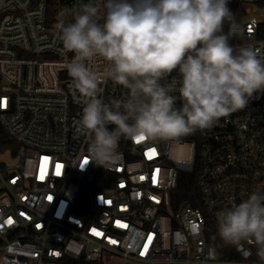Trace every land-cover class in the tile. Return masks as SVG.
Segmentation results:
<instances>
[{
    "label": "built area",
    "instance_id": "built-area-1",
    "mask_svg": "<svg viewBox=\"0 0 264 264\" xmlns=\"http://www.w3.org/2000/svg\"><path fill=\"white\" fill-rule=\"evenodd\" d=\"M90 2L0 0V264H264L253 245L238 251L216 235L217 213L264 187V94L178 140L122 139L120 157L97 166L74 135L83 103L55 27ZM232 28L234 47L264 53V0H239ZM101 87L105 102L127 94ZM185 173L199 205L175 203Z\"/></svg>",
    "mask_w": 264,
    "mask_h": 264
},
{
    "label": "clouds",
    "instance_id": "clouds-1",
    "mask_svg": "<svg viewBox=\"0 0 264 264\" xmlns=\"http://www.w3.org/2000/svg\"><path fill=\"white\" fill-rule=\"evenodd\" d=\"M229 5L97 0L81 5L71 22L61 13L55 27L74 54L66 68L83 103L74 135L86 138L91 162L104 169L114 163L122 139L173 141L209 129L264 94V53L231 44ZM97 57L106 63L103 72L91 67ZM107 81L126 89L125 98L105 102ZM216 235L238 251L253 245L264 261V187L219 211Z\"/></svg>",
    "mask_w": 264,
    "mask_h": 264
},
{
    "label": "trees",
    "instance_id": "trees-1",
    "mask_svg": "<svg viewBox=\"0 0 264 264\" xmlns=\"http://www.w3.org/2000/svg\"><path fill=\"white\" fill-rule=\"evenodd\" d=\"M239 0H230L229 7L235 13ZM229 25L225 24V32H228ZM175 203H190L193 205H199L198 202V189L195 174H183L182 180L178 184V188L175 192ZM219 245V244H218ZM63 264H103L97 261H86L84 258L74 259L65 256L63 258Z\"/></svg>",
    "mask_w": 264,
    "mask_h": 264
},
{
    "label": "snow or ice",
    "instance_id": "snow-or-ice-1",
    "mask_svg": "<svg viewBox=\"0 0 264 264\" xmlns=\"http://www.w3.org/2000/svg\"><path fill=\"white\" fill-rule=\"evenodd\" d=\"M144 139H145V138L142 137V136H141V137H137V138H136V142L139 143V142H141V141H144ZM150 155H155V150H154V149L152 150V152H151ZM86 163H87V161H85V164H86ZM9 223H11V221H9ZM149 240H151V237H149Z\"/></svg>",
    "mask_w": 264,
    "mask_h": 264
},
{
    "label": "rangeland",
    "instance_id": "rangeland-1",
    "mask_svg": "<svg viewBox=\"0 0 264 264\" xmlns=\"http://www.w3.org/2000/svg\"><path fill=\"white\" fill-rule=\"evenodd\" d=\"M113 262H114V263L118 262V259H117V258H114V259H113Z\"/></svg>",
    "mask_w": 264,
    "mask_h": 264
}]
</instances>
